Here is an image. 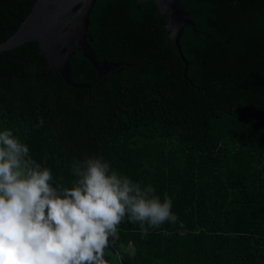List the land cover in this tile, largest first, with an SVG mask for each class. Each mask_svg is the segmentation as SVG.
Here are the masks:
<instances>
[{"label":"trees","instance_id":"1","mask_svg":"<svg viewBox=\"0 0 264 264\" xmlns=\"http://www.w3.org/2000/svg\"><path fill=\"white\" fill-rule=\"evenodd\" d=\"M35 1L0 0V44ZM136 1L92 8L96 58L120 66L99 77L77 51L72 79L91 88L69 86L35 41L0 54V131L53 186L96 156L171 198L177 222L142 236L126 217L110 264H264V0H181L196 24L180 40L188 66L156 5Z\"/></svg>","mask_w":264,"mask_h":264},{"label":"clouds","instance_id":"2","mask_svg":"<svg viewBox=\"0 0 264 264\" xmlns=\"http://www.w3.org/2000/svg\"><path fill=\"white\" fill-rule=\"evenodd\" d=\"M72 174V187L53 186L29 147L0 131V264H110L105 252L126 217L142 236L178 220L167 194L161 200L102 157L74 160Z\"/></svg>","mask_w":264,"mask_h":264},{"label":"water","instance_id":"3","mask_svg":"<svg viewBox=\"0 0 264 264\" xmlns=\"http://www.w3.org/2000/svg\"><path fill=\"white\" fill-rule=\"evenodd\" d=\"M97 0H36L29 16L19 29L0 44V54L35 41L50 67L57 69L64 81L73 88H91L88 83L72 79L70 58L76 52L92 64L103 77L120 66L118 63L100 62L90 45V13ZM153 2L156 5L168 37L174 42L182 61L188 62L182 52L180 40L186 27H196L181 0H137L136 5Z\"/></svg>","mask_w":264,"mask_h":264}]
</instances>
